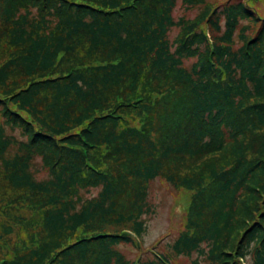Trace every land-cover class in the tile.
Wrapping results in <instances>:
<instances>
[{
    "label": "trees",
    "instance_id": "trees-1",
    "mask_svg": "<svg viewBox=\"0 0 264 264\" xmlns=\"http://www.w3.org/2000/svg\"><path fill=\"white\" fill-rule=\"evenodd\" d=\"M179 2L0 0V210L40 227L0 264H171L120 250L157 179L191 195L176 257L264 264V23L207 0L176 19Z\"/></svg>",
    "mask_w": 264,
    "mask_h": 264
},
{
    "label": "rangeland",
    "instance_id": "rangeland-1",
    "mask_svg": "<svg viewBox=\"0 0 264 264\" xmlns=\"http://www.w3.org/2000/svg\"><path fill=\"white\" fill-rule=\"evenodd\" d=\"M208 2L216 5H222L226 2L230 4L234 3H246L257 11L260 15L259 24L264 23V0H207ZM201 11V8L187 9L182 4L181 0L174 13L176 19L186 17L189 19L195 18ZM258 24V25H259ZM178 34V30L174 29L170 38L175 39ZM193 62L189 61L187 65H191ZM0 123H2L0 119ZM7 133L13 135L18 140H22L23 137L19 131H12L7 129ZM15 150L11 149L9 155L12 156ZM33 170L36 173L37 178L45 179L47 177V171L42 166L40 159L34 162ZM97 191H91L84 196H95ZM9 195L8 201L11 200L13 193L7 188L6 183L2 179L0 172V208H3L6 201H2ZM191 195L185 191H177L171 187L168 183L161 179H157L150 186L149 203L154 209V213L150 216H145L147 224V233L140 241L138 240V247L134 245H126L120 247V250L132 261L137 260H149L154 258L153 253L165 255L171 261V264H194L195 260H198L199 264H209L204 257H199L195 254L192 258L188 257H176L173 253L171 246L174 240L185 229L186 221V206L189 203ZM16 215L24 216L27 221L34 219L32 213L27 210L14 212ZM2 225L12 226L13 234L9 236H3ZM40 231L39 226L33 228H27L24 225L17 223L13 219L5 217L3 211L0 210V256L7 254L9 256L12 250L16 247H21L23 242L28 243L30 236ZM2 236V237H1Z\"/></svg>",
    "mask_w": 264,
    "mask_h": 264
}]
</instances>
